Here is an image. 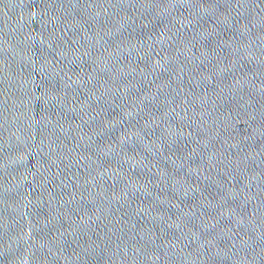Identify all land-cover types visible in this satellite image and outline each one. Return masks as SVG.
Masks as SVG:
<instances>
[{
	"label": "water",
	"instance_id": "water-1",
	"mask_svg": "<svg viewBox=\"0 0 264 264\" xmlns=\"http://www.w3.org/2000/svg\"><path fill=\"white\" fill-rule=\"evenodd\" d=\"M0 264H264V0H0Z\"/></svg>",
	"mask_w": 264,
	"mask_h": 264
}]
</instances>
